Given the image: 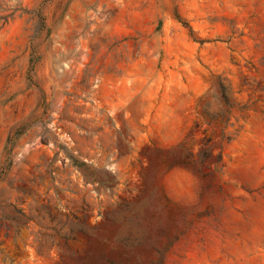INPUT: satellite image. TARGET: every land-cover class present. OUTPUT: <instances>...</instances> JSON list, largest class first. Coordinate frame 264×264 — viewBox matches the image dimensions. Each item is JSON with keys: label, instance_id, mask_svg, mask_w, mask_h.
<instances>
[{"label": "rangeland", "instance_id": "rangeland-1", "mask_svg": "<svg viewBox=\"0 0 264 264\" xmlns=\"http://www.w3.org/2000/svg\"><path fill=\"white\" fill-rule=\"evenodd\" d=\"M0 264H264V0H0Z\"/></svg>", "mask_w": 264, "mask_h": 264}]
</instances>
